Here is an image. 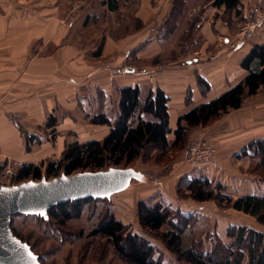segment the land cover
<instances>
[{
  "label": "crops",
  "instance_id": "obj_1",
  "mask_svg": "<svg viewBox=\"0 0 264 264\" xmlns=\"http://www.w3.org/2000/svg\"><path fill=\"white\" fill-rule=\"evenodd\" d=\"M244 6L245 0L232 9L213 0H0V173L7 161L43 164L44 172L66 144L101 141L110 128L86 117L114 118L124 87L137 86L141 102L156 89L164 92L172 141L180 116L247 75L240 64L253 45L264 43V24L232 47ZM123 67L125 72L111 73ZM199 77L209 90L198 84ZM49 117L55 119L50 129ZM22 132L41 137L40 144L27 151ZM188 140L211 145L214 159L196 166L176 161L169 176L141 190L138 201L176 207L183 176L203 175L234 188L236 193L227 190L233 198L264 193L247 172L250 157H236L250 143L264 141V92L192 129ZM132 170L126 188L133 180L146 186L145 175Z\"/></svg>",
  "mask_w": 264,
  "mask_h": 264
},
{
  "label": "trees",
  "instance_id": "obj_2",
  "mask_svg": "<svg viewBox=\"0 0 264 264\" xmlns=\"http://www.w3.org/2000/svg\"><path fill=\"white\" fill-rule=\"evenodd\" d=\"M213 5H224L227 9H232L239 5V0H213ZM190 23L195 30L196 19ZM240 67L247 72L241 82L211 101L193 107L178 118L176 128L172 132V141L168 139L171 130L168 127V98L164 92L156 89L141 102L137 86L120 89L118 112L114 118L111 119L103 113L86 117L92 125L108 126V134L101 141H75L66 144L59 160L46 163V178L53 179L61 175L71 176L83 172H105L111 169H131L129 166L137 160H149L155 153L162 158L173 151L188 147L192 129L212 124L230 111L239 109L246 97L256 95L259 91L264 92V43L253 45L241 61ZM198 84L204 90H209V85L200 77ZM54 125L55 119L49 117L46 128H53ZM22 134L27 151H30L32 145L41 142L37 135L25 132ZM49 135L51 139L54 131ZM245 156L259 158L258 165L264 170V141L250 143L236 157ZM42 168L43 164H28L16 171L13 181L21 184L40 180ZM256 169L257 167L254 172ZM249 173L255 174L252 171ZM176 195L197 203L213 202L217 208L243 213L264 226V193L233 198L226 192V187L199 175L181 177L176 186ZM106 200L88 198L57 204L47 211L48 221L37 215L24 217H32L41 222L56 221L59 225H64L67 221L80 217L82 204ZM177 209L173 205L165 206L158 202L149 204L138 201L136 204V218L140 230L148 236L158 234L165 250L175 257L176 262L264 264V233L243 225L228 226L225 235L226 239L230 240L229 243L217 240L209 252L200 250L198 242L190 241V244L184 246L183 235L190 233L191 215L184 214L180 208ZM164 226L168 227L165 232L162 231ZM10 229L18 237L11 226ZM88 235L106 239L114 253L126 264H164L160 255L155 256L156 248L149 240L129 231L126 225L116 220L112 214L103 217ZM26 243L35 253L33 247ZM38 259L43 264L39 256Z\"/></svg>",
  "mask_w": 264,
  "mask_h": 264
},
{
  "label": "rangeland",
  "instance_id": "obj_3",
  "mask_svg": "<svg viewBox=\"0 0 264 264\" xmlns=\"http://www.w3.org/2000/svg\"><path fill=\"white\" fill-rule=\"evenodd\" d=\"M54 137L55 133L51 140ZM187 148L173 151L162 158L155 153L149 160H137L129 167L145 175L142 180L146 181V186L133 180L127 188L125 187L123 191L114 194L106 201H91L82 204L80 217L71 219L64 225H59L56 221L41 222L32 217L15 216L10 226L18 237L33 247L43 264H126L114 253L106 239L88 235L103 217L112 214L116 220L125 224L129 231L149 240L156 248L155 256L160 255L164 264H182L176 262L175 257L165 250L158 234L148 236L140 230L136 218V204L142 189L152 187L154 180L169 176L176 161H185ZM250 159L251 163L247 172L255 173L249 174L254 176L258 182L256 191L263 193L264 170L258 165L259 158ZM255 167L257 169L254 172ZM13 178L8 182L10 187L19 184L14 182ZM41 179L50 180L51 178H46L43 172ZM4 183L7 184V182ZM227 190L236 193L234 188L226 187V192L231 194ZM174 204L177 210L180 208L184 214L191 215L189 217L190 233L183 235L184 246L190 244V241L198 242L200 250L209 252L217 240L228 244L230 240L225 238V234L230 225H243L264 233V226L258 224L254 218L232 209L217 208L212 202L198 204L187 198L181 199L176 195ZM167 230V226L162 229L163 232Z\"/></svg>",
  "mask_w": 264,
  "mask_h": 264
},
{
  "label": "water",
  "instance_id": "obj_4",
  "mask_svg": "<svg viewBox=\"0 0 264 264\" xmlns=\"http://www.w3.org/2000/svg\"><path fill=\"white\" fill-rule=\"evenodd\" d=\"M134 176L132 169H111L0 187V264H41L30 246L12 233V217L37 215L46 220L47 211L57 204L88 198L109 199Z\"/></svg>",
  "mask_w": 264,
  "mask_h": 264
},
{
  "label": "built area",
  "instance_id": "obj_5",
  "mask_svg": "<svg viewBox=\"0 0 264 264\" xmlns=\"http://www.w3.org/2000/svg\"><path fill=\"white\" fill-rule=\"evenodd\" d=\"M126 3L131 0H125ZM245 12L237 31L235 32V40L231 44L232 47H237L242 44L247 38L254 35L264 24V0H245ZM195 15V10H192L191 15ZM126 68L112 69V74L123 73ZM215 149L202 141L190 143L186 150L185 161L192 166L198 164L209 163L214 159ZM27 163L20 161H7L3 165L0 173V187H10L8 182L14 177L17 170L22 169ZM35 166H40L35 165ZM4 182H7L4 183Z\"/></svg>",
  "mask_w": 264,
  "mask_h": 264
}]
</instances>
